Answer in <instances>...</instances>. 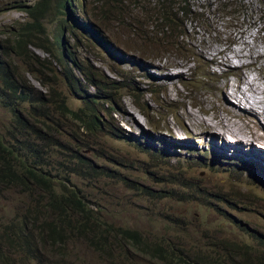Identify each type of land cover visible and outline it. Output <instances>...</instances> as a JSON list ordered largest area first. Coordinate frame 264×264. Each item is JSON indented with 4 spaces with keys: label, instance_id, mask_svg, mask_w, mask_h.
<instances>
[{
    "label": "rangeland",
    "instance_id": "374dc122",
    "mask_svg": "<svg viewBox=\"0 0 264 264\" xmlns=\"http://www.w3.org/2000/svg\"><path fill=\"white\" fill-rule=\"evenodd\" d=\"M154 1L149 0L150 4ZM6 7V3L0 4V10ZM224 7L230 8L224 9ZM113 9V6H109L101 11V3L98 0H78L76 8L71 9V16L68 13L63 16V20H66L71 28L64 27L61 39L65 54L64 61L71 65L79 63L76 59L78 56L85 74L93 77L97 83L96 88L90 84H83L88 88L86 98L108 93L118 98L116 107L113 106L108 116L102 112L99 116L102 122L107 124L106 131L123 137V141L102 135L101 139L105 138L103 142L92 151L85 149L83 154L96 159L101 150L107 149V152L113 153L115 159L124 162V165H129L128 171L118 168L120 171L118 173L128 179L129 187L126 185L122 188L120 184L110 181L95 182L76 177H73V181L85 189L86 193L97 197L98 204H103L104 209L110 215L116 216L115 218L121 223H127L131 228L145 229L149 239L148 236L155 233L164 236L165 232L160 230L171 226L177 218L180 220L183 216L186 217L185 225L191 223L188 228L198 230L197 236L190 239L189 243L192 240H199L198 235H203V231L208 230L206 234L208 239L243 241L256 251H261L260 240L250 238L249 233L243 228L248 226L251 232L264 236V150L257 148L258 144L256 148L255 146L241 148L252 139V135L259 134L261 119L259 113L262 114L264 109L262 102L264 100V0H191L189 9L192 12L203 15L205 19L208 16L217 20H209L208 28L203 29L200 23L190 19L186 26L188 30L190 25H194L191 31L186 30L188 36L185 42L188 47L185 48L183 44L177 43L184 51L181 57L172 54L165 56L164 59L151 60L146 58L171 50L173 46L166 45V42L144 46L139 39H143L144 36L146 40L153 37L145 27L141 31L137 29L140 15L134 7H130L123 16V23L111 18L110 25H105L102 20L109 19ZM21 12L10 9L0 15V39L8 47L12 44L9 39L10 33L6 35L1 33L15 30L16 26L28 20ZM86 19H88L87 23L94 27L97 23L105 29L111 39L117 43L116 50H120L128 58L121 59L117 55L116 58L110 57L112 51L99 44L90 31L81 28L80 25ZM58 22L59 18L56 16L47 17L41 22L43 32L38 31V36L52 41ZM178 31L181 32V29ZM32 36H34L33 32ZM35 53L45 57V54L39 50H35ZM215 58L221 60V66L215 64L213 61ZM227 58L232 60L234 66L228 65ZM2 60L6 63L13 61L3 57ZM144 62H146L144 67L139 66ZM135 63H138V66ZM241 63L246 66L240 68ZM110 68L115 73H112ZM208 74L214 75V80L212 76L206 80L205 75ZM74 75L78 80L82 77L76 70ZM133 77L136 78L137 86L125 82L129 87L128 90L116 92L108 89V83L120 82L122 79L127 81ZM29 78L36 90L46 96V89L32 77ZM179 82H182L184 87ZM129 93L138 96L143 104H147L153 125L147 124L146 119L140 115ZM68 97L73 109L83 107L85 98H75L71 95ZM225 97L229 100L232 110L229 105L226 108ZM107 101L106 98H101L97 106H104ZM233 107L244 112L237 113L233 111ZM174 108L178 121L171 115ZM122 109H126V112H122ZM112 118L118 120L119 130H115L109 122ZM226 121L230 127L224 129L222 126ZM9 123L8 116L0 110V127ZM205 124L211 125V129L206 128ZM237 128L239 129L236 130ZM233 129L241 141L240 152L227 133ZM75 130L77 126L68 123L62 131L63 144L69 143L71 146L69 149L64 146H47L43 152L54 155L57 159L67 154L72 147L77 146L75 142L80 133L75 132L73 135ZM208 131H212L214 135L220 134L222 139L227 137L228 148L225 151L216 149L221 142L216 141ZM262 134L264 136V132ZM172 138L175 140L173 141ZM170 143L175 148L171 149ZM108 145L111 148H108ZM214 150L228 156H219ZM233 153L242 154L247 161L240 155L230 156L234 155ZM164 172L167 183L170 182L167 176L172 175L178 181L186 183L187 187L191 185L199 189L201 193L211 198V202H208L207 206L195 202L183 203L180 206L166 199L156 201L152 196L153 192L149 189L158 190L163 187L156 185L155 182L163 178ZM174 189L189 194L187 189L182 190L178 186ZM144 190H147L148 194H145ZM171 190L173 185H166V191ZM222 196H229L231 199L236 196L233 204L239 208L233 206L229 208L220 200ZM15 202L11 197H5L0 200V207L8 212L9 206H14ZM244 204L247 206L243 207ZM218 205H221L219 211L215 210ZM221 212L224 216L220 215ZM109 214L106 216L107 220L110 219ZM80 237L74 235L71 241L56 245V257H51L49 251H46L44 256L48 261L47 264H113L116 261V264H160L156 259L133 250L132 246L125 247L124 242L121 250L123 258L116 257L118 260L113 261L101 259L91 248L90 241ZM204 238L206 240V237ZM203 250L212 253V249L208 246L204 245ZM32 264L36 263L32 262Z\"/></svg>",
    "mask_w": 264,
    "mask_h": 264
},
{
    "label": "trees",
    "instance_id": "16d2710c",
    "mask_svg": "<svg viewBox=\"0 0 264 264\" xmlns=\"http://www.w3.org/2000/svg\"><path fill=\"white\" fill-rule=\"evenodd\" d=\"M98 1L101 3V11L109 6L114 7L109 19L102 20L105 25H110L111 18L123 23V16L130 7H134L139 13L167 25L170 35L179 30L178 21L181 17L193 15L182 7L185 0H155L151 4L149 0ZM9 5L24 12L29 21L19 24L11 33L12 45L9 48L0 43V110L10 119L9 125L0 127V200L11 197L16 201L14 206H9L8 212L0 207L3 213L0 215V264H47L44 256L46 251H49L51 257H56V245L71 241L74 235L89 240L91 248L101 259L111 261L124 257L121 255L124 242L125 247L132 246L133 250L156 259L160 264H264V236L251 232L248 226H244L243 230L249 233L250 238L260 240L261 251H256L243 241L208 239V230L198 235L199 240L189 243L190 239L197 236L198 230L188 228L191 223L185 225L186 217L183 216L180 220L177 218L171 226L160 230L165 232L164 236L155 233L148 236L149 239L145 229L131 228L127 223H121L104 209L103 204H98L97 197L86 193L85 189L73 181V177H76L95 182L110 181L120 184L122 188L126 185L129 187L128 179L118 173L119 169L128 171L129 165L119 162L113 153L107 152V149L101 150L96 159L83 154L85 149L92 151L100 145L105 139H101L102 135L123 141V137L106 131L107 124L99 116L100 112L108 116L118 98L109 93L86 98L88 88L83 84L96 88L95 79L85 74L77 58L79 63L73 65L64 61L61 24L63 15L69 12L63 0H35L31 6L23 3V0H10ZM49 16L58 17L60 22L55 27L52 41L37 34L38 31L43 32L41 22ZM91 26L95 31L108 34L97 23L95 27ZM90 32L97 42L103 44L93 31ZM186 38L183 36L175 42L186 48ZM139 40L144 46L150 43L145 36ZM8 49L13 61L6 63L2 57H7ZM35 50L43 52L45 57H40ZM172 54L181 57V54L166 52V55L159 53L146 59H164ZM74 70L82 75L79 80ZM111 72L115 73L113 70ZM27 74L46 89V96L32 87L26 78ZM211 76L205 75L206 80ZM126 79L108 83V89L116 92L128 90ZM68 95L85 98L83 107L73 109ZM129 95L146 118V110L138 96L133 93ZM101 98L108 101L106 105L98 107ZM114 121L113 118L109 120L113 128L119 129ZM68 123L77 126L73 135L75 132L80 133L75 142L77 146L59 159L43 152L47 146L71 147L69 143L63 144L62 131ZM108 148L111 147L108 145ZM162 176L155 183L163 187L158 190L149 189L156 201L166 199L180 206L192 202L207 206L211 202V198L199 189L191 185L187 187L186 183L172 175L167 176L170 178L167 183L166 172ZM166 185H173V190L166 191ZM175 186L187 189L189 194L175 190ZM143 192L148 194L147 190ZM236 198L222 196L220 200L229 208H239L233 204ZM220 208L221 205H218L215 210L219 211ZM108 214L109 220L106 219ZM116 214L120 215L119 212ZM220 215L224 216L223 212ZM204 245L210 247L212 253L204 251Z\"/></svg>",
    "mask_w": 264,
    "mask_h": 264
},
{
    "label": "clouds",
    "instance_id": "9594fccd",
    "mask_svg": "<svg viewBox=\"0 0 264 264\" xmlns=\"http://www.w3.org/2000/svg\"><path fill=\"white\" fill-rule=\"evenodd\" d=\"M32 1H33V3H32ZM63 1H65V5L67 6V12H69L68 13V15L69 16H71V9H73V8H76V6H77V2H78V0H63ZM186 2H185V4L184 5H182V7L183 8H185L187 11H189V12H191L193 15H188V16H183V17H181L180 18V20H179V22H178V24H180V28L179 29H181V32H179V31H176V32H174L172 35H170V32H169V29H168V27H167V25H165L163 22H161V21H159V20H154V19H152L149 15H147V14H141V13H139V15H140V18H139V20L137 21V29L139 30V31H141V29L143 28V27H145L148 31H150V33H151V36L153 37L152 39H150L149 38V40H150V43H149V45H156V44H164L165 42H166V45H171V46H173L172 48H171V50H166V52H172V53H177V54H183L184 53V51H183V49L182 48H180L179 46H178V44L175 42L176 40H178V39H180V38H182L183 36H186L187 37V34H186V32H185V29L189 32V31H191V27L194 25V24H192V25H190V30H188V28L186 27L187 26V23H188V21L190 20V19H194V20H196L198 23H200V25L203 27V29H206V28H208V26H209V20H217V19H211V18H209L208 16H207V19H205V17L203 16V15H201V14H198V13H194V12H192L190 9H189V7H190V3H191V0H185ZM34 2H35V0H23V3H25L26 5H28V6H31V5H33L34 4ZM4 3H6L7 4V7L4 9V10H0V15L2 14V13H4V12H6V11H8V10H10V9H17V8H15V7H12V6H10L9 4H10V0H0V4H4ZM227 7H224V9H226ZM21 13H23L24 15H26L24 12H21ZM65 15V14H64ZM63 15V16H64ZM27 16V15H26ZM28 18V17H27ZM62 19H63V17H62ZM26 21H29V18H28V20H26ZM26 21H24V22H26ZM87 21H88V19H86L85 20V22L84 23H82L80 26H81V28H83L84 30H86L84 27H85V25L86 24H89V25H91L90 23H87ZM230 22H233V21H230ZM59 23L60 22H58L57 23V26L59 25ZM196 25H197V27H198V24L197 23H195ZM19 26V25H18ZM18 26H16V29H17V27ZM64 27H66V28H71V27H69V25H68V22H66V20L64 21L63 20V23L61 24V30H62V32H61V34H63V32H64ZM199 28V27H198ZM15 29V30H16ZM200 29V28H199ZM15 30H6V31H3L1 34L2 35H6V34H8V33H10V36H11V33L12 32H14ZM105 30V29H104ZM106 31V30H105ZM74 34V33H73ZM10 36H9V39H10ZM76 37V36H75ZM110 40H111V42L112 43H114V44H116L117 45V43H115L112 39H111V37H110ZM12 41V40H11ZM155 41V42H154ZM0 43L1 44H3V40L2 39H0ZM99 43V42H98ZM99 44H101V43H99ZM4 45V44H3ZM12 45V44H11ZM101 45H103V44H101ZM6 46V45H5ZM8 47V46H7ZM103 47H105V46H103ZM9 48V47H8ZM166 52H162V53H164L165 55H166ZM6 55H7V57H5V59L6 60H10V59H12V57H11V55H10V50L8 49V50H6ZM78 57V56H77ZM79 58V57H78ZM112 69L110 68V71H111ZM116 70V69H115ZM117 71V70H116ZM29 77H31V75H29V74H27L26 75V78H27V80L30 82V84L32 85V87L33 88H35V86L32 84V82H31V79L29 78ZM127 77V76H126ZM33 78V77H32ZM34 80V79H33ZM35 81V80H34ZM179 83H181V85L184 87V84L182 83V82H179ZM36 89V88H35ZM130 96V95H129ZM141 102V101H140ZM133 104H134V99H133ZM141 104H142V106L145 108V110H146V113H147V117L145 118L144 116H143V114H142V112L140 111V109L134 104V106H135V108L139 111V113H140V115H142V117L143 118H145L146 120L145 121H147V124H149V125H153V121L151 120V118H150V116H149V112H148V107H147V104L146 103H142L141 102ZM114 107H116V105L114 106ZM175 110H173V112H172V116L173 117H175V119L178 121V116H177V114H176V108H174ZM148 128H149V126H148ZM165 129H166V126L164 127ZM120 129V128H119ZM119 129H115V130H119ZM153 140H152V136H151V142H152ZM151 142H149V143H151ZM150 146V145H149ZM142 154H145V152H142Z\"/></svg>",
    "mask_w": 264,
    "mask_h": 264
},
{
    "label": "bare ground",
    "instance_id": "6f19581e",
    "mask_svg": "<svg viewBox=\"0 0 264 264\" xmlns=\"http://www.w3.org/2000/svg\"><path fill=\"white\" fill-rule=\"evenodd\" d=\"M86 30H91V31H93L94 32V35L96 36V38L98 39V40H100L102 43H103V46H106L107 47V49L108 50H111L112 51V55L110 56V57H115L116 58V55L117 56H119V57H121V59H123V58H128V56H125L124 55V53L123 52H121L120 50H116V47L118 46V45H116V44H114V43H112L111 42V40H110V36L109 35H107L105 32H99V31H95V30H93V27L91 26V25H89V24H86L85 25V27H84ZM262 38V37H261ZM234 44V43H233ZM249 44V43H248ZM243 47V46H242ZM197 50V49H196ZM236 50V49H235ZM237 52V51H236ZM224 53V52H223ZM237 54V53H236ZM257 54V53H256ZM128 55H131V54H128ZM238 55H239V53H238ZM237 57V56H236ZM245 57V56H244ZM77 59L79 60V58L77 57ZM142 59L144 60V57H142ZM238 59V58H237ZM241 59V58H240ZM242 60V59H241ZM244 60V59H243ZM214 62H215V64L217 65V66H221V60H218V59H214L213 60ZM245 61V60H244ZM226 62L228 63V65H230V66H234V65H232V60L230 59V58H227L226 59ZM234 62V61H233ZM146 62H144V63H142V64H140L139 66H142V67H144V64H145ZM136 64V66H138V63H135ZM92 65V64H91ZM244 66H246L245 64H243V63H241V66H240V68H243ZM216 67V66H215ZM212 69V68H211ZM102 73V72H101ZM194 77V76H193ZM212 77H213V80H214V78H215V76L214 75H212ZM251 78V77H250ZM251 81V80H250ZM249 80H248V82H250ZM129 85H136L137 86V83H136V78L135 77H133V78H129L127 81H126ZM243 82V81H242ZM230 84V83H229ZM228 85V84H227ZM234 85V84H233ZM237 85V84H236ZM235 85V86H236ZM255 85V84H254ZM234 86V87H235ZM233 87V88H234ZM225 88V87H224ZM242 88V87H241ZM240 88V89H241ZM185 89V88H184ZM227 89V88H226ZM234 90V89H233ZM228 91V90H227ZM242 92V91H241ZM241 92H238V93H241ZM254 92V91H253ZM170 93V92H169ZM168 93V97H170V94ZM255 93V92H254ZM236 94H237V92H236ZM260 94V93H259ZM237 96V95H236ZM228 97V96H227ZM240 97V96H239ZM224 98V97H223ZM231 98V97H230ZM245 98V97H244ZM259 98V97H258ZM233 99H234V97H233ZM241 99V98H240ZM239 100V99H238ZM250 100V99H249ZM248 101V100H247ZM238 102V101H237ZM262 102H264V100L262 101ZM225 103H226V108H227V105H229V106H231L230 105V103H229V100L225 97ZM235 103V102H234ZM243 103V102H242ZM261 103V102H260ZM235 104H237V103H235ZM238 105V104H237ZM248 105H251V104H248ZM253 105V104H252ZM228 106V107H229ZM237 107V106H236ZM242 107V106H241ZM234 108V110L233 111H235V112H237V113H239V112H244V111H241V110H239V109H237V108H235V107H233ZM231 110H232V106H231V108H230ZM249 109V108H248ZM228 110V109H227ZM122 112H126V109H122ZM188 113V112H187ZM233 113V112H232ZM245 113H247V111L245 112ZM252 113V112H251ZM226 114V113H225ZM227 115V114H226ZM228 115H229V113H228ZM258 115V114H257ZM232 116V115H231ZM223 117V116H222ZM221 117V118H222ZM234 117V116H233ZM243 117V116H242ZM259 117H261V119L259 120L260 122H259V125H260V131H259V134H255V135H252L251 136V140L249 141V142H247V144H245V145H243V147L241 148V149H244V147H254L255 146V148H256V145L258 144V147L257 148H259V149H263L264 150V136H263V132H264V109H263V112H262V114H260L259 113ZM258 117V118H259ZM114 119V118H113ZM214 119V118H213ZM216 119V118H215ZM206 120V119H205ZM210 120V119H209ZM226 120H227V118H226ZM234 120V119H233ZM238 120V119H237ZM117 119H115V123L117 124ZM221 121V120H220ZM225 121V120H224ZM231 121V120H230ZM235 121V120H234ZM233 121V122H234ZM207 122V121H206ZM216 122H218V121H216ZM232 122V121H231ZM200 123V122H199ZM220 123V122H219ZM223 123V122H222ZM201 124H204V123H201ZM209 124V123H208ZM215 124V123H214ZM217 124V123H216ZM256 124V123H255ZM257 124H258V122H257ZM206 125V128H208V129H211V125L209 126V125H207V124H205ZM118 126H119V128H120V125L118 124ZM229 125H228V122L226 121V123H224L223 124V126H222V128H224V129H227V127H228ZM235 126V125H234ZM244 126V125H243ZM242 126V128H244ZM215 127V126H214ZM219 127V126H218ZM221 127V126H220ZM230 127V126H229ZM217 129V128H216ZM230 129V128H229ZM239 128H237L236 130H238ZM250 129V128H249ZM213 130V129H212ZM234 130V131H233ZM232 131H227V133L232 137V140H234L233 142H234V144L236 145V149H237V151H239V150H241L240 149V143H241V141H240V139L239 138H237V136L235 135V129H233ZM251 130V129H250ZM255 130V129H254ZM257 130V129H256ZM259 130V129H258ZM215 131V130H214ZM218 132V131H217ZM240 132H241V130H240ZM249 132V131H248ZM251 133H254L253 131H250ZM262 132V133H261ZM213 132L212 131H208V134H210V135H213L214 137H215V139H216V141H220L221 142V144L219 143V145H217V146H219V148L216 146V149H220L221 151H225L227 148H228V141L226 142V138L227 137H224L223 139L221 138L222 136L219 134V135H214V134H212ZM218 134V133H217ZM238 134V133H237ZM248 136V135H247ZM172 137V136H171ZM172 140L174 141L175 139H173L172 138ZM231 140V141H232ZM248 141V140H247ZM225 144H227L226 145V147H225ZM150 145V144H149ZM169 146L171 147V149L172 148H175V146H173L171 143L169 144ZM215 151V150H214ZM240 152V151H239ZM215 153L217 154V155H219V156H228L227 154H219V153H217L216 151H215ZM171 154V153H170ZM234 154V153H233ZM237 155H240L241 157H242V154H240V153H235L234 155H230V156H237ZM252 155H253V157H254V154H253V152H252ZM167 157V156H166ZM256 157V156H255ZM243 158V157H242ZM243 160H245L244 158H243ZM245 161H247V160H245ZM168 162V161H167Z\"/></svg>",
    "mask_w": 264,
    "mask_h": 264
}]
</instances>
